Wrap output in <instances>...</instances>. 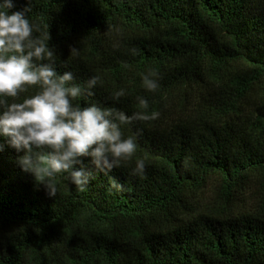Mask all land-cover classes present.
Wrapping results in <instances>:
<instances>
[{"label": "trees", "instance_id": "obj_1", "mask_svg": "<svg viewBox=\"0 0 264 264\" xmlns=\"http://www.w3.org/2000/svg\"><path fill=\"white\" fill-rule=\"evenodd\" d=\"M13 4L10 14L31 7L34 36L48 33L58 74L72 72L81 87L101 77L74 104L131 115L143 97L159 115L121 126L136 138L131 160L103 174L82 158L90 183L81 191L58 174L52 198L0 136V264H264V203L178 217L212 179L228 202L251 177L264 185V0ZM149 69L158 72L154 92L142 87ZM137 159L145 171L134 176Z\"/></svg>", "mask_w": 264, "mask_h": 264}, {"label": "clouds", "instance_id": "obj_2", "mask_svg": "<svg viewBox=\"0 0 264 264\" xmlns=\"http://www.w3.org/2000/svg\"><path fill=\"white\" fill-rule=\"evenodd\" d=\"M13 7V0L0 3V136L7 138L11 148L24 153L18 157L20 168L43 185L50 198L57 195L58 174L66 173L64 179L83 191L92 174L85 170L82 158L90 157L103 174L119 168L137 150L136 138H125L121 126L148 122L159 114H148L149 104L143 97H137L139 110L131 115L96 103L74 104L81 96L92 97L101 77L92 76L81 87L74 83L72 72L58 74L48 33L34 36V26L26 18L31 7L10 14ZM35 30L39 32V27ZM70 51L71 56L79 54L75 48ZM157 77L153 69L142 73V87L156 91ZM29 89L35 91L20 100ZM124 95L125 90L120 89L111 99L118 101ZM144 171L145 161L137 159L132 175H143ZM110 188L119 191L123 185L110 177Z\"/></svg>", "mask_w": 264, "mask_h": 264}, {"label": "rangeland", "instance_id": "obj_3", "mask_svg": "<svg viewBox=\"0 0 264 264\" xmlns=\"http://www.w3.org/2000/svg\"><path fill=\"white\" fill-rule=\"evenodd\" d=\"M216 191L217 183L212 179L204 191L190 196V204L182 215L178 216L179 219L185 221L217 210L242 214L258 209L264 203V185L252 177L237 187L230 202Z\"/></svg>", "mask_w": 264, "mask_h": 264}]
</instances>
